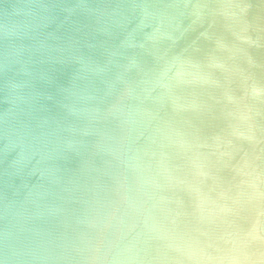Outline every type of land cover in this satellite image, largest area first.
I'll return each mask as SVG.
<instances>
[{
	"label": "water",
	"instance_id": "obj_1",
	"mask_svg": "<svg viewBox=\"0 0 264 264\" xmlns=\"http://www.w3.org/2000/svg\"><path fill=\"white\" fill-rule=\"evenodd\" d=\"M0 264H264V0H0Z\"/></svg>",
	"mask_w": 264,
	"mask_h": 264
}]
</instances>
